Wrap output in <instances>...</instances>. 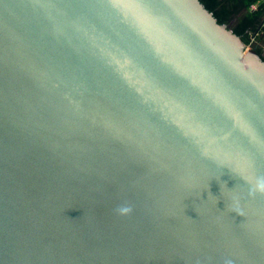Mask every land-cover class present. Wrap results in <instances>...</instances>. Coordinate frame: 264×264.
Returning a JSON list of instances; mask_svg holds the SVG:
<instances>
[{
	"label": "water",
	"instance_id": "95a60500",
	"mask_svg": "<svg viewBox=\"0 0 264 264\" xmlns=\"http://www.w3.org/2000/svg\"><path fill=\"white\" fill-rule=\"evenodd\" d=\"M260 176L264 60L200 0H0V264H264Z\"/></svg>",
	"mask_w": 264,
	"mask_h": 264
},
{
	"label": "trees",
	"instance_id": "16d2710c",
	"mask_svg": "<svg viewBox=\"0 0 264 264\" xmlns=\"http://www.w3.org/2000/svg\"><path fill=\"white\" fill-rule=\"evenodd\" d=\"M204 7L210 11L219 24H231L234 34L241 42L248 46L251 34L255 33L262 23L264 3L260 0H200ZM253 3H259L256 11H250ZM251 50L264 60L263 51L258 46H252Z\"/></svg>",
	"mask_w": 264,
	"mask_h": 264
},
{
	"label": "clouds",
	"instance_id": "9594fccd",
	"mask_svg": "<svg viewBox=\"0 0 264 264\" xmlns=\"http://www.w3.org/2000/svg\"><path fill=\"white\" fill-rule=\"evenodd\" d=\"M250 194L254 191H264V176L255 177L250 181ZM120 214H127L131 211L129 205H122L117 208Z\"/></svg>",
	"mask_w": 264,
	"mask_h": 264
},
{
	"label": "built area",
	"instance_id": "2783aa9c",
	"mask_svg": "<svg viewBox=\"0 0 264 264\" xmlns=\"http://www.w3.org/2000/svg\"><path fill=\"white\" fill-rule=\"evenodd\" d=\"M259 3H264V0H260ZM259 3L251 4L249 7V10L250 11H256L258 6H259ZM261 20H262V23H261L260 27L258 28V30L255 33L251 34V36H250L249 45L245 46L247 50L251 49V47L254 46L258 42V40L264 38V14H263Z\"/></svg>",
	"mask_w": 264,
	"mask_h": 264
},
{
	"label": "rangeland",
	"instance_id": "374dc122",
	"mask_svg": "<svg viewBox=\"0 0 264 264\" xmlns=\"http://www.w3.org/2000/svg\"><path fill=\"white\" fill-rule=\"evenodd\" d=\"M234 23H235V19L233 20V22L231 24H229V27L232 28ZM255 46H258V47H260L262 49L263 56H264V38L258 40V42L255 44Z\"/></svg>",
	"mask_w": 264,
	"mask_h": 264
}]
</instances>
